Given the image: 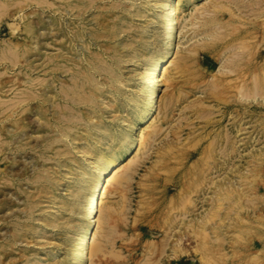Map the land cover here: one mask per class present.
Returning a JSON list of instances; mask_svg holds the SVG:
<instances>
[{
  "label": "rangeland",
  "instance_id": "374dc122",
  "mask_svg": "<svg viewBox=\"0 0 264 264\" xmlns=\"http://www.w3.org/2000/svg\"><path fill=\"white\" fill-rule=\"evenodd\" d=\"M115 1H99L102 7L82 22L68 7L71 0H0V134L5 145H14L0 160V264H72L71 246L85 226L83 173L95 156L89 152L98 142V153L119 149L130 130L127 121H134L136 104L145 98L152 59L172 44L158 23L157 0ZM181 5L176 68L161 82L144 153L135 156L137 144L132 150L130 179L123 181L125 173L121 191L113 188L106 196L98 241L107 251L94 264H264V97L257 98L251 80L264 65V0H182ZM103 18L107 36L99 41L95 22ZM213 27L219 31L211 32ZM89 63L101 68L89 70ZM87 75L92 82L78 91L92 104L66 102V92L83 88ZM16 96L29 98L16 117L25 123L20 130L5 117ZM11 133H17L14 142ZM213 200L215 224L202 229L206 235L196 251L193 229L183 224L196 216L206 219ZM185 233L187 253L181 260L174 244Z\"/></svg>",
  "mask_w": 264,
  "mask_h": 264
},
{
  "label": "bare ground",
  "instance_id": "6f19581e",
  "mask_svg": "<svg viewBox=\"0 0 264 264\" xmlns=\"http://www.w3.org/2000/svg\"><path fill=\"white\" fill-rule=\"evenodd\" d=\"M99 1H103V0H71L70 4L68 5L69 8H71V11L74 13L73 16H75L76 18V21H79V19H81L80 21L82 22H86L88 21V16L90 15V13L92 12L93 9H96V8H100L102 7V5H99ZM115 1V0H114ZM128 1V0H127ZM193 2H195L196 0H192ZM112 2V1H111ZM116 2V1H115ZM130 2V1H129ZM43 4H46L44 2H42ZM56 3V2H55ZM217 3V2H216ZM215 3V4H216ZM63 4V3H62ZM182 4V0H157V3H156V6L159 7L160 9V14L158 15V23L160 25H162L168 32V37L171 39L172 41V44L168 47V49L165 51V53H163L162 55H159L155 58L152 59L150 65H149V68L147 69V72H146V75H145V79L147 80L148 82V87H147V91L145 93V98L143 100H141L140 102H138L136 105H137V109L135 110V119L134 121H127V127L130 129L129 132H127L124 137L120 140V146H119V149H115V150H110V151H101L100 153H98V145H100L101 142H98V145L96 146V148L94 149L93 152H89V154H91L93 156V154L95 155L94 156V159L93 161L90 163V166L89 168L85 171L84 168L83 170L85 171L83 173V176L85 177V181H84V184H85V190H86V197L88 198V201H87V205H86V215H85V220H84V223H85V226L84 228L82 229V233L81 235H79L80 237H78L76 239V241L73 242L72 246H71V249H70V260L72 262V264H75L73 261H77V259H80L79 261V264H94L95 262V257L98 256L99 254L101 255H104L103 253L106 252V247H105V244L103 245V243L99 242L98 241V238L100 237V232H101V226L102 224L104 223L105 221V208L107 209L106 207V196L107 194L109 193V191L113 188H116L117 189V192L121 191L122 189V184H120L121 182L129 180L130 177H131V166H129V164L133 161H129L130 158H134V157H131L132 154V150L134 148V146L137 144V147L135 148V156L136 155H139L141 156V153L143 151V149L145 148L146 146V143L147 141H150V140H147L148 139V133L151 129V127H154L153 126H149L150 122L151 121H154L155 119V114L154 112H156V109H157V103L158 101L156 99L159 98V90H160V86H161V82L163 80H168V77H169V73H170V68L172 67H175L173 66L174 65V49L175 47H177L178 45V37H179V28L177 26V22H178V19H177V12L181 9V5ZM214 4V3H213ZM48 5V4H47ZM55 5V4H54ZM67 5V4H66ZM211 5V4H210ZM217 5V4H216ZM256 5V3H255ZM49 7V5H48ZM47 7V8H48ZM212 7V5H211ZM219 7H220V4H219ZM218 7V8H219ZM44 8V7H43ZM50 8H52V5L50 4ZM49 8V9H50ZM68 8V9H69ZM110 8V5L109 7ZM112 8V7H111ZM110 8V9H111ZM256 8V7H255ZM259 8V7H258ZM214 9V8H212ZM44 10V9H43ZM48 10V9H47ZM57 10V9H56ZM62 10V9H61ZM114 10V9H113ZM117 10V9H116ZM217 10V9H216ZM263 10V9H261ZM60 11V10H59ZM63 11V10H62ZM111 11V10H110ZM120 12V11H119ZM251 13V11H249ZM256 12V10L254 11ZM55 13V12H54ZM64 13V12H63ZM253 13V11H252ZM257 13V12H256ZM256 13H253V14H256ZM260 13V11H259ZM62 14V13H61ZM101 14V13H99ZM69 15V14H68ZM67 16V15H66ZM115 16V15H114ZM63 17V16H62ZM90 17V16H89ZM103 17V16H102ZM113 18V17H112ZM196 18V17H195ZM95 19V18H94ZM115 19V18H114ZM111 20V19H110ZM195 20V19H193ZM214 20V19H213ZM264 20V19H263ZM70 21V20H69ZM180 21V20H179ZM228 21V20H227ZM226 21V22H227ZM73 22V21H72ZM92 22V21H91ZM105 19H96V22L97 23V27L99 28L98 32L93 34L95 39L96 40H101L103 37H106L107 34L105 33H102V31L104 32V30L106 31L107 27L105 25ZM121 23V22H120ZM195 23V22H194ZM183 24V23H182ZM229 24V23H228ZM74 25V24H73ZM189 25V24H188ZM192 25V24H191ZM195 25V24H194ZM193 25V26H194ZM53 26V25H52ZM64 26V25H63ZM62 26V27H63ZM94 26V24H93ZM67 27V26H66ZM91 27V26H90ZM119 27V26H118ZM182 27V26H181ZM180 27V28H181ZM189 27V26H188ZM218 27V26H217ZM57 28V27H56ZM64 28V27H63ZM71 28V27H70ZM73 28V27H72ZM92 28V27H91ZM187 28V27H185ZM214 28V27H213ZM212 28V29H213ZM94 29V28H93ZM133 29V28H132ZM216 28H214L213 31H210L211 32H214ZM220 29V28H219ZM81 30V29H80ZM111 30V29H109ZM124 30V29H123ZM128 30V29H127ZM181 30V29H180ZM185 30V29H184ZM262 30V29H261ZM264 30V28H263ZM262 30V31H263ZM71 31V30H70ZM73 31V30H72ZM75 31V30H74ZM85 31V30H84ZM122 31V30H121ZM183 31V30H182ZM216 31H219V30H216ZM215 31V32H216ZM209 32V31H208ZM87 33V31H86ZM182 33V32H181ZM210 33V32H209ZM207 33V34H209ZM216 34V33H215ZM121 35V34H120ZM119 35V36H120ZM211 35V33H210ZM219 35V34H218ZM259 35V34H258ZM264 35V34H263ZM165 36V35H164ZM217 36L216 35H213ZM212 36V37H213ZM220 36V35H219ZM56 37V36H55ZM73 40L74 41H78V39L80 38L79 35H75L73 36ZM209 37V35H208ZM218 37V36H217ZM263 37V36H262ZM261 37V39H262ZM70 39V38H69ZM210 39V38H209ZM213 39V38H212ZM71 41V40H70ZM82 41V40H81ZM217 41V40H216ZM256 41V40H255ZM69 42V41H68ZM262 42V40H261ZM83 43V42H82ZM180 43V42H179ZM247 43V42H246ZM80 44V43H78ZM102 44V43H101ZM100 44V45H101ZM243 44V43H242ZM245 44V43H244ZM261 44V43H260ZM83 45V44H81ZM45 46V45H44ZM121 46H123L121 44ZM180 46V45H179ZM259 46V45H258ZM64 47V46H63ZM71 47V46H70ZM74 47V46H73ZM102 47V46H101ZM231 47V46H230ZM239 47H242V46H239ZM258 48V47H256ZM60 49V48H59ZM87 49V48H86ZM94 49V48H93ZM233 49V48H232ZM244 49V48H243ZM65 50V49H64ZM88 50V49H87ZM98 50V49H97ZM228 50V49H227ZM235 50V48H234ZM242 50V49H241ZM261 50V49H260ZM66 51V50H65ZM176 51V50H175ZM233 51V50H232ZM231 51V52H232ZM236 51V50H235ZM238 51V50H237ZM256 51V50H255ZM84 52V51H83ZM98 51H96L97 53ZM121 52V51H120ZM119 52V53H120ZM230 52V53H231ZM76 53V52H75ZM233 53V52H232ZM241 53V52H240ZM244 53V51H243ZM95 54V52H94ZM111 54V53H110ZM264 55V52L262 53ZM92 55H93V52H92ZM229 55V53H228ZM234 55H236L234 53ZM241 55V54H240ZM232 56V55H231ZM54 57V56H53ZM230 57V56H229ZM249 57V56H248ZM87 58V57H86ZM97 58V57H96ZM233 58V56L231 57V59ZM239 58V56H238ZM247 58V57H246ZM228 59V58H227ZM240 59V58H239ZM54 60V59H53ZM181 60V59H180ZM233 60V59H232ZM109 61V60H108ZM176 61V60H175ZM179 61V60H178ZM118 62V61H117ZM183 62V61H182ZM225 62V61H224ZM229 62V61H228ZM227 62V63H228ZM234 62V61H233ZM255 62V61H254ZM264 62V61H263ZM109 63V62H108ZM231 63V62H229ZM72 64V63H71ZM90 66H91V69L89 70H95V69H100L101 67H99L100 65L98 64H91L89 63ZM102 64V63H100ZM55 65V64H54ZM59 65V64H58ZM57 65V66H58ZM103 65V64H102ZM101 65V66H102ZM111 65V64H110ZM108 66L111 67V66ZM115 65V64H114ZM176 65V64H175ZM226 65V64H225ZM184 66V65H183ZM63 67V65H62ZM71 67V66H70ZM224 67V66H223ZM68 68V67H67ZM72 68V67H71ZM80 68V67H79ZM176 68V67H175ZM222 68V67H221ZM235 68V67H234ZM50 69V68H49ZM48 69V70H49ZM52 69H54L52 67ZM69 69V68H68ZM75 69V68H74ZM87 69V68H86ZM178 69V67H177ZM180 69V68H179ZM40 70V69H39ZM46 70V71H48ZM51 70V69H50ZM181 70V69H180ZM222 70H224L222 68ZM228 70V69H227ZM227 70H224V71H227ZM38 71V69H37ZM84 71L85 69L83 70H79L78 71V75L79 77H81L82 74H84ZM102 72V71H101ZM180 72V71H179ZM51 73V72H50ZM230 72H228L229 74ZM52 74V73H51ZM55 74V73H54ZM87 74V73H86ZM113 74V72H112ZM64 75V73H63ZM111 75V74H110ZM116 75H117V72H116ZM231 75V73H230ZM245 75V74H244ZM66 76V75H65ZM70 76V75H69ZM50 77V76H49ZM57 77V76H56ZM171 77V76H170ZM253 78H251V80L255 83L254 84V88H255V91H257V98L262 100L263 97H264V65L262 66H257L256 67V72H255V75L252 76ZM85 82L82 83L83 84V88H80V87H77V89H72V93L71 91L70 92H66V97H64L65 101L72 104V105H81V104H86V103H89L91 102L92 104V98L90 96H88V94L86 93V95H79V91L78 89H86L87 88V85L90 84L92 82V78L91 76L87 75L85 76ZM103 78V77H102ZM101 78V79H102ZM245 78V77H244ZM40 79V78H39ZM54 79V77H53ZM56 79V78H55ZM66 79V78H65ZM70 79V78H69ZM45 80V79H44ZM68 80V79H67ZM79 80V79H78ZM87 80V82H86ZM94 80V79H93ZM97 80V79H96ZM240 80V79H239ZM244 80V79H243ZM39 81V80H38ZM110 81V80H109ZM170 81V79H169ZM173 81V80H172ZM250 81V80H249ZM249 81H245L244 84H243V88L244 86H246L247 84H249L248 82ZM33 82L32 81V87L34 86L33 85ZM40 82V81H39ZM42 82V81H41ZM81 82V81H80ZM236 82V81H235ZM252 82V83H253ZM167 83V82H166ZM242 83V82H241ZM240 83V85H241ZM38 84V83H37ZM61 84V83H60ZM54 85V84H53ZM110 85V84H109ZM81 86V84H80ZM28 87H30L28 85ZM108 87V86H107ZM55 88V86H54ZM53 88V89H54ZM62 88V87H61ZM72 88V87H71ZM104 88V87H103ZM91 89V88H90ZM241 89V87H240ZM31 90V89H30ZM29 90V91H30ZM34 90V89H33ZM24 91V90H23ZM26 91V90H25ZM28 91V92H29ZM54 91V90H53ZM91 91V90H90ZM242 91V90H241ZM241 91H239L241 93ZM21 92V91H19ZM18 92V93H19ZM32 92V91H31ZM34 92V91H33ZM37 92V91H36ZM41 92V91H40ZM59 92V91H57ZM107 92V91H106ZM39 92H37L38 94ZM49 93V91H48ZM60 93V92H59ZM71 93V94H70ZM22 94H25L22 93ZM35 94V93H32V95ZM36 94V95H37ZM17 95V94H16ZM19 95V94H18ZM26 95V94H25ZM28 95V94H27ZM43 95V94H42ZM51 95V94H50ZM97 95H99L97 93ZM102 95V94H100ZM105 95V94H104ZM239 95V94H238ZM21 96V95H19ZM53 96V95H52ZM68 96V99H66ZM242 96V95H241ZM17 97V96H16ZM25 96H22L20 98H18L16 101L14 100L13 102H11L12 104L8 103L9 106H8V113H7V119L11 120L15 125L16 127L20 130L21 128H24L25 126V123H24V120L21 119V120H17L16 117L18 115V111L19 109L24 106L25 104L27 105L29 103V98L25 99L24 98ZM31 97V96H30ZM41 97V96H40ZM99 97V96H97ZM164 97V96H163ZM162 97V98H163ZM238 97V96H237ZM243 98L242 99H246V96L244 94V96H242ZM252 97V96H251ZM36 98H39V97H36ZM53 98V97H52ZM104 98H107V97H104ZM241 98V97H240ZM63 99V100H64ZM101 99V98H100ZM238 99V98H237ZM241 99V100H242ZM41 100V99H40ZM67 100H70L71 102L67 101ZM12 101V100H11ZM53 101V100H52ZM165 101V99H164ZM10 102V101H9ZM34 102V101H33ZM41 102H44V101H41ZM104 102V101H103ZM171 102V101H170ZM237 102V101H236ZM2 103V102H1ZM7 103V102H6ZM90 104V103H89ZM164 104V103H163ZM3 105V103H2ZM6 105V104H5ZM3 105V106H5ZM50 105V104H49ZM53 105V104H52ZM101 105V104H100ZM159 105V104H158ZM39 106V105H38ZM54 106V105H53ZM65 106V105H63ZM102 106V105H101ZM104 106V104H103ZM107 106V105H105ZM163 106V105H162ZM170 106V105H169ZM203 106V105H202ZM46 107V106H45ZM6 108V107H5ZM29 108V107H28ZM34 108V106L32 107ZM39 108V107H38ZM42 108V107H41ZM77 108V107H76ZM95 108V107H94ZM93 108V109H94ZM106 108V107H104ZM108 108V107H107ZM56 109V108H55ZM63 109V108H62ZM92 109V110H93ZM244 109V108H243ZM1 110V109H0ZM25 110V109H24ZM6 111V110H5ZM54 111V110H53ZM75 111V110H74ZM82 111V110H81ZM90 111V110H89ZM110 111V110H109ZM108 111V112H109ZM164 111V110H163ZM2 112V111H1ZM51 112V111H50ZM86 112V111H85ZM91 112V111H90ZM88 112V113H90ZM126 112V111H125ZM22 115H23V112H21ZM20 113V115H21ZM33 113V111H32ZM56 113V112H55ZM78 113V112H77ZM93 113V112H92ZM157 113V112H156ZM164 113V112H163ZM38 114V113H37ZM52 114V113H51ZM94 114V113H93ZM112 114V113H111ZM35 115V113H34ZM166 115V114H165ZM39 116V115H38ZM63 115H61L60 117H62ZM68 116V115H67ZM86 116V115H85ZM85 116H83L85 118ZM92 116V114H91ZM164 116V115H163ZM24 117V116H23ZM29 117V116H28ZM40 117V116H39ZM64 117V116H63ZM75 117V115H74ZM128 117V116H127ZM68 118V117H67ZM71 118V117H70ZM69 118L70 121H72L71 119ZM76 118V117H75ZM30 119V118H29ZM44 119V118H43ZM48 119V118H47ZM87 119V118H85ZM112 119V118H111ZM123 119V118H122ZM54 120V119H53ZM249 120V119H248ZM5 121V120H4ZM65 121V120H64ZM84 121V120H82ZM88 121V120H87ZM86 121V123H87ZM123 121V120H122ZM164 121V119H163ZM26 122V121H25ZM28 122V121H27ZM43 122V121H42ZM85 122V121H84ZM39 123V122H38ZM159 123V122H157ZM31 124V123H30ZM29 124V125H30ZM73 124V123H72ZM121 124V123H120ZM124 124V123H123ZM37 125V124H35ZM49 125V124H48ZM80 125V124H79ZM2 126V124H1ZM44 126V124H43ZM157 126V125H155ZM251 126V125H250ZM37 127V126H36ZM40 127V126H39ZM47 127V125H46ZM79 127V126H78ZM82 127V126H81ZM248 127V126H247ZM28 128V126H27ZM26 128V129H27ZM55 128V127H54ZM69 128V127H68ZM2 129V127H1ZM15 129V127H14ZM44 129V128H43ZM66 129V128H65ZM83 129V128H82ZM155 129H158L155 128ZM69 130V129H68ZM72 130V129H71ZM74 130V129H73ZM85 130V129H84ZM152 130V129H151ZM162 130V129H160ZM3 131V130H2ZM49 131V130H48ZM59 131V130H58ZM156 131V130H155ZM163 131V130H162ZM161 131V132H162ZM18 132V131H17ZM45 132V131H44ZM159 132V135L160 133ZM5 133V132H4ZM42 133V132H41ZM59 133V132H58ZM70 133V132H69ZM78 133V132H76ZM151 133V131H150ZM198 133V132H197ZM243 133V132H242ZM6 134V133H5ZM119 134V133H118ZM17 133H11L10 135V139L12 142H14V140L16 139ZM45 135H46V132H45ZM52 135V134H51ZM44 136V135H43ZM66 138H69V135L68 134H65ZM107 136V135H106ZM151 136V135H149ZM234 136V135H233ZM2 134H0V160H1V155H5L8 153V151L10 152H13V148H14V145H5V141L3 140L2 138ZM45 137H48L47 135ZM44 137V138H45ZM96 137V136H95ZM94 137V138H95ZM34 138V137H33ZM43 138V140H44ZM155 138V137H154ZM200 138V137H199ZM72 139V138H71ZM93 139V138H92ZM225 139V138H224ZM117 140V138L115 139V141ZM180 140V139H179ZM198 140V139H197ZM8 141V140H7ZM21 141V140H20ZM29 141V140H28ZM34 141V140H33ZM38 141H41V140H38ZM65 141V140H64ZM70 141V140H69ZM72 141V140H71ZM107 141V140H106ZM105 141V142H106ZM152 141V140H151ZM178 141V140H177ZM31 142V141H30ZM45 142V141H44ZM49 142V141H48ZM55 142V141H54ZM62 142V141H61ZM67 142V141H66ZM111 142V141H110ZM233 142V141H232ZM24 143V142H23ZM22 143V144H23ZM35 143V142H34ZM39 143V142H38ZM46 143V142H45ZM71 143V142H70ZM91 143V142H90ZM170 143V142H169ZM16 144V143H15ZM43 144V143H42ZM103 144V143H102ZM174 144V143H173ZM242 144V143H241ZM17 145V144H16ZM65 145V144H63ZM104 145V144H103ZM18 146V145H17ZM43 146V145H41ZM112 146V145H111ZM167 146V144H166ZM224 146V145H223ZM37 147V146H36ZM65 147V146H64ZM72 147V146H71ZM242 147V146H241ZM28 148V147H27ZM38 148V147H37ZM45 148V147H44ZM63 148V147H62ZM86 148V147H84ZM106 148V147H105ZM147 148V147H146ZM223 148V147H222ZM43 149V148H42ZM88 149V148H87ZM218 149H219V146H218ZM86 150V149H85ZM147 150V149H146ZM223 150V149H222ZM18 151V150H17ZM33 151V150H32ZM37 151V150H36ZM145 151V150H144ZM143 151V153H144ZM55 152V151H54ZM81 152V151H80ZM141 152V153H140ZM162 152V151H160ZM169 151H167L168 153ZM218 152V151H217ZM232 152V151H231ZM202 153V152H201ZM208 153V152H207ZM229 153V151H228ZM65 154V153H64ZM88 154V155H89ZM45 155V154H44ZM57 156V154H55ZM62 155V154H61ZM145 155V154H144ZM175 155V154H174ZM26 156V155H25ZM139 156V157H140ZM45 157V156H44ZM60 157V156H59ZM4 158V157H3ZM33 158V156H32ZM41 158V157H40ZM55 158V157H54ZM222 158V157H221ZM58 159V158H57ZM136 159V158H135ZM47 160V159H46ZM65 160V159H64ZM74 160V159H73ZM132 160V159H130ZM250 160V159H249ZM4 161V160H3ZM18 161V160H17ZM44 161V160H43ZM139 161V160H137ZM223 161V160H222ZM14 162V161H13ZM39 162V161H38ZM69 162V161H68ZM90 162V161H89ZM12 163V162H11ZM18 163V162H17ZM16 163V164H17ZM66 163V162H65ZM14 164V163H13ZM15 164V165H16ZM62 164V163H61ZM71 164V162H70ZM232 165V163H230ZM39 165V164H38ZM45 165V164H44ZM89 165V164H88ZM243 165V164H242ZM35 166V165H34ZM63 166V165H61ZM82 166V165H81ZM20 167V166H19ZM26 167V166H25ZM41 167V166H40ZM134 167V166H133ZM21 168V167H20ZM36 168V167H35ZM3 169V168H2ZM16 169V168H15ZM237 169V167H236ZM22 170V169H21ZM20 170V171H21ZM28 170V169H27ZM233 170V169H231ZM19 171V172H20ZM23 171V170H22ZM26 171V170H25ZM37 171V170H36ZM73 171V170H72ZM55 172V171H54ZM134 172V171H133ZM10 173V172H9ZM17 173V172H16ZM26 173V172H25ZM37 173V172H36ZM82 173V172H81ZM126 173V174H125ZM229 173V172H228ZM13 175L15 174L14 172L12 173ZM23 174V173H22ZM21 174V175H22ZM125 174V177L123 178V181H122V178L121 176H123ZM235 174V172H234ZM10 175V174H9ZM12 175V176H13ZM19 175V174H18ZM28 175V174H27ZM205 175V173H204ZM11 176V175H10ZM15 176V175H14ZM31 176V175H30ZM82 176V175H81ZM5 177V176H4ZM35 177V176H34ZM43 177V176H42ZM226 177V175H225ZM15 178V177H14ZM204 178V176H203ZM212 178V177H211ZM227 178V177H226ZM234 178L233 174H228V179L227 180H232ZM9 179V178H8ZM20 179V178H19ZM204 180V179H203ZM202 180V181H203ZM240 180V179H239ZM243 180V179H242ZM5 181V180H4ZM204 182V181H203ZM226 182V181H225ZM6 183V182H4ZM10 183V182H9ZM30 183V181H29ZM211 183V182H210ZM212 184V183H211ZM222 184V182H221ZM234 184V183H233ZM44 185V184H43ZM208 185V184H207ZM29 186V185H28ZM212 186V185H211ZM225 186V184H224ZM230 186V185H229ZM5 187V186H4ZM20 187V186H19ZM208 187V186H207ZM13 188V187H12ZM17 188V187H16ZM22 188V187H21ZM35 188V187H34ZM39 191V190H38ZM12 192V191H11ZM116 192V193H117ZM208 192V191H207ZM214 193L215 195L217 194V189L214 190ZM227 195H230L231 193V188L228 187V190H227ZM224 192V194H226ZM234 193V192H233ZM3 194V193H2ZM115 194V193H114ZM27 195V194H26ZM121 195V194H120ZM123 195V194H122ZM28 196V195H27ZM207 196V194H206ZM1 197V196H0ZM20 197V196H19ZM36 197V196H35ZM117 197V196H116ZM213 197V196H212ZM83 198V197H82ZM208 198V196H207ZM22 199V198H21ZM110 199V198H109ZM190 199V198H189ZM188 199V200H189ZM196 199V198H195ZM12 200V199H11ZM44 200V199H43ZM50 200V199H49ZM106 200V201H105ZM1 201V200H0ZM3 201V200H2ZM5 201V200H4ZM6 201H7V198H6ZM9 201V200H8ZM109 201V200H108ZM114 201V200H113ZM112 201V203H113ZM15 202V201H14ZM13 202V203H14ZM32 204V203H31ZM52 204V203H51ZM188 204V203H187ZM192 204V203H191ZM34 205V204H33ZM27 206V205H26ZM32 206V205H31ZM116 206V205H115ZM201 206V205H200ZM19 207V206H18ZM28 207V206H27ZM110 207V205H109ZM108 207V208H109ZM188 207V206H187ZM7 208V207H6ZM29 208V207H28ZM209 208V207H208ZM12 209V208H11ZM109 210V209H108ZM112 210V208H111ZM218 210V205L216 203V200H213L211 202V211H210V214L208 215V217L206 219L204 218H200L198 216H196L194 219L190 220L189 224H186L183 226H185V228L187 230H189L190 228L193 229V240L196 241V244H197V248H196V251H198V248L201 246V243L203 242L204 240V235L202 233V229H204L205 226L207 225H214L215 224V214H216V211ZM10 212V210H9ZM36 212V211H35ZM115 212V211H114ZM218 212V211H217ZM8 213V212H7ZM119 213V212H118ZM23 214V213H22ZM31 215V214H30ZM183 215V214H182ZM186 215V214H185ZM201 215V214H200ZM195 216V215H194ZM16 217V216H15ZM31 217V216H30ZM14 218V217H13ZM186 218V216H185ZM7 219V218H6ZM177 219V218H176ZM174 219V220H176ZM179 219V217H178ZM177 219V220H178ZM184 219V218H183ZM10 220V219H9ZM111 220V218H110ZM176 220V221H177ZM4 221V220H3ZM42 221V220H41ZM182 221H185V220H182ZM34 222V221H33ZM219 223V222H218ZM4 224V223H3ZM51 224V223H50ZM172 224V223H171ZM181 224V222H180ZM56 225V224H55ZM170 226V225H169ZM47 227V226H46ZM35 229V227H34ZM169 229V228H168ZM10 230V229H9ZM21 230V229H20ZM37 230V228L35 229ZM36 232V231H34ZM175 232V231H174ZM8 233V232H7ZM110 234V233H109ZM18 235V234H17ZM29 235V234H28ZM102 235V233H101ZM176 235V234H175ZM191 235V234H190ZM188 235V236H190ZM5 236V235H4ZM103 236H106V235H103ZM1 237V235H0ZM172 237V236H171ZM187 237V234L185 233V235H181L179 239L176 240L175 244H174V248H175V251L177 252L175 255L176 257H178V259H183L184 257V253H187L183 248H182V241L184 240V238ZM104 238V237H103ZM109 238V237H107ZM99 239H102V238H99ZM176 239V238H175ZM21 240V239H20ZM101 241V240H100ZM105 241V240H104ZM164 241V240H163ZM191 241V240H190ZM20 243V242H18ZM168 243V242H167ZM16 244V243H15ZM164 247V246H163ZM167 247V246H166ZM182 248V249H181ZM14 249H17V248H14ZM179 249V250H178ZM108 253V252H107ZM192 253V252H191ZM194 253V252H193ZM106 255V254H105ZM104 255V256H105ZM174 256V255H173ZM11 258V257H10ZM104 259V258H103ZM181 259V260H182ZM7 263V262H6ZM10 263V262H9ZM20 263V262H19ZM22 263V262H21ZM77 264V263H76Z\"/></svg>",
  "mask_w": 264,
  "mask_h": 264
}]
</instances>
